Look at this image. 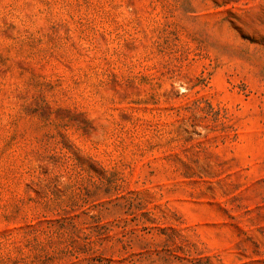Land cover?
Returning <instances> with one entry per match:
<instances>
[{
	"label": "rangeland",
	"instance_id": "rangeland-1",
	"mask_svg": "<svg viewBox=\"0 0 264 264\" xmlns=\"http://www.w3.org/2000/svg\"><path fill=\"white\" fill-rule=\"evenodd\" d=\"M0 264H264V0H0Z\"/></svg>",
	"mask_w": 264,
	"mask_h": 264
}]
</instances>
